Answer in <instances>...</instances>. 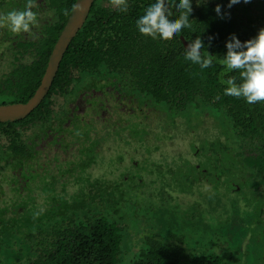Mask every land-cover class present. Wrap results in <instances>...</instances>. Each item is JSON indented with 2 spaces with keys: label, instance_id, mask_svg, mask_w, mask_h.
I'll return each mask as SVG.
<instances>
[{
  "label": "trees",
  "instance_id": "1",
  "mask_svg": "<svg viewBox=\"0 0 264 264\" xmlns=\"http://www.w3.org/2000/svg\"><path fill=\"white\" fill-rule=\"evenodd\" d=\"M254 1L253 6L237 3L229 8L228 0H191V27L162 40L141 35L135 26L154 0H128L127 13L117 11L110 0H94L42 102L21 120L0 122V182L9 188L8 193L0 189V219L8 234L1 238L0 232V264H121L130 225L110 201L113 183L108 176L122 160L140 176L144 173L136 179H146L140 191L150 201L160 200L152 211L160 215L162 204H168L159 226L145 224L139 230L134 243L138 252L129 264H241L236 254L221 249L218 244L226 242L217 237L208 242L209 250L197 254L187 245L190 229L169 230L166 223L174 219L169 190L236 194L252 210V231L264 241V101L248 104L225 95L222 83L232 77L239 82V72L223 64L226 40L234 34L244 42L264 29V0ZM74 2L36 0L32 11L38 22L28 33L0 28V63L6 60L0 68V102H25L34 94ZM176 2L170 0L173 17L180 14ZM26 4L0 0V14L24 10ZM217 5L220 16L214 11ZM197 37L205 45L202 53L213 57L212 66L203 70L184 59L187 44ZM92 103L102 106L95 115L98 106ZM111 111L141 121L135 130L147 140L129 137L126 157L115 154L107 166L110 172H98L92 179L86 171L97 169V160L84 158L78 165V140L83 128L94 125L91 121L99 125ZM85 114H90L89 122L81 119ZM49 129H57L67 147L50 166L55 171L54 165H62L56 169L59 174L47 178L35 161L43 160L48 145L35 150L32 141ZM67 163L72 166L64 167ZM37 175L42 181L35 193L40 188L42 200L38 196L33 208L19 205L20 198L30 197L26 187ZM127 180L124 176L118 182ZM200 205H192L189 221L199 216ZM227 216L224 222H230Z\"/></svg>",
  "mask_w": 264,
  "mask_h": 264
},
{
  "label": "rangeland",
  "instance_id": "2",
  "mask_svg": "<svg viewBox=\"0 0 264 264\" xmlns=\"http://www.w3.org/2000/svg\"><path fill=\"white\" fill-rule=\"evenodd\" d=\"M240 3L253 6L255 4V1L248 0V2L245 3L244 0H241ZM258 5L259 4L255 5L256 8L258 7ZM256 8L254 7L253 10L254 15H256L255 13L257 12ZM259 12L260 11H258V13ZM1 49L2 46H0V50ZM4 63H6V60L0 63V68L4 65ZM99 110H101L100 106H98V108L94 110V115L99 113ZM91 116H93V114ZM103 118L104 119L99 125H97L99 121H91L92 123H94V125L89 124L85 131L83 128V137L82 139L78 140V144L80 146L79 150L81 152L77 161L78 165L81 164V161L84 158L94 161L97 160L94 163L97 169H94L93 171H86V175H89L92 179H95V176L98 172H105L107 174L110 172L108 168L111 163H113L112 161L115 154L118 153L119 157H126V153L129 152V149H126V147L129 144H132L129 137L137 135L147 140L146 136H144L145 134L140 133L139 135V133H137L138 131H136V128H138L137 125L141 126L142 122H138V120L132 118V116H124L117 112L112 114L111 111L109 112V115L107 114ZM81 119L83 120V122H89L91 120L90 114H85ZM115 128L123 131L129 130L130 133L125 132L124 135L121 133L118 134L115 132ZM49 133L52 134L51 132ZM45 138L47 139V141L53 142L54 147L51 148V146L53 145L48 146V150L43 151V160H36L35 163L37 162V167L40 169L41 173L46 174V177L48 178L53 174H59L60 170L56 169L62 165H59L57 163L59 166H55L56 162H54L53 160L55 159L56 155L59 154V156H61L59 151H61L66 144H62L63 142L61 136L57 137V135H50L45 136ZM187 142L188 141H185V146L187 145ZM168 148L170 152H173L174 154L177 153V151H174L172 147ZM119 153H121V155H119ZM122 154H124V156H122ZM67 155H65L64 157H67ZM160 163H162V161H160L159 164ZM52 164H55V171L52 167H50L52 166ZM63 166L68 168L71 167L72 164L69 165L67 163ZM2 172L5 174V176H8L9 174V170L6 169H3ZM109 174V181L113 183V193L109 195L111 198L110 201L113 203V206L118 208L121 213L126 216L127 223L130 225V231L126 234V242L125 244H123L124 253L121 256V264H129L131 259H133V257H135L136 253L138 252V249L136 247L137 245H135L137 244L135 240L137 234L140 233L139 230L141 231L142 229H144L145 224H147L148 227L151 226V228L159 226L158 221H161V215L165 212L163 209L167 207L168 204H162V214L160 215V211H152V207L158 206L160 200L150 201L149 197H147L148 193H146L145 190L140 191L141 187L139 186V184H142L143 186L147 182H145V178L139 181H136V179H139V177H145L144 173L142 174V176H140V171H134L133 167L129 166L128 161L122 160L121 162H119L117 165V170H113ZM37 176L38 177H32L30 179L31 182L27 184L26 189L27 191L30 190V197H28L27 200L26 198H20L22 199V203L19 205L25 203L33 208L34 205L37 204L38 196H41L42 200V193L40 188L38 189L39 192L35 193V190L39 187L42 181V177L39 175ZM124 176H127L128 180L125 183H121V181L118 182V180H120V178ZM131 176H135V178L130 179ZM3 183V181L0 182V189L4 188L5 192L8 193L9 188L3 186ZM69 187L73 188L71 185H69ZM158 189L156 190V192L158 191ZM209 192L211 196L209 195V193L204 192L200 188L196 191L195 194H187V192H185L186 194H183L180 192L169 190L170 196L167 197H169L171 200V208H174V219H172L173 222L171 224L166 223V225L170 227L169 230H174L178 233H181L182 231H185V229H190V239L188 240L187 245L189 249L192 248L194 253L198 254L206 249L209 250L212 244H208V242L214 240V237H217L220 240L226 242V244H218L222 246L221 249H225V251H231L233 254H236L240 259L241 264H264V241L260 240L259 237L256 236V231H252L253 215L252 210H250L249 206H245L243 200L236 194H230L226 191L221 190H209ZM18 199L19 198H16L15 200ZM207 200L208 202L206 204L204 201ZM197 203L202 204L200 205L202 210L201 212H199L200 214H198L199 216H197L195 221H189V214L194 213L192 205H197ZM12 213H14V211ZM168 215L169 213L167 212L165 216ZM226 215H229L225 218H229L230 222H224V219H222L223 216ZM3 222L4 220L0 219V232L3 235H1V238H8V234L5 233V230L2 229ZM191 222L193 223L192 228ZM194 223H196L195 228ZM221 223H224V226H221ZM192 230L193 232H191ZM187 237L189 238V234ZM12 260L13 259L10 258L8 261L12 262Z\"/></svg>",
  "mask_w": 264,
  "mask_h": 264
},
{
  "label": "clouds",
  "instance_id": "3",
  "mask_svg": "<svg viewBox=\"0 0 264 264\" xmlns=\"http://www.w3.org/2000/svg\"><path fill=\"white\" fill-rule=\"evenodd\" d=\"M110 2L117 11L127 13L128 0ZM240 2L241 0H228V7ZM244 2L247 3L248 0ZM34 7L36 0H27L24 10H11L0 14V28L7 27L14 34L28 33L38 22L37 13L32 11ZM171 7L170 0H154L135 21L137 31L152 39L168 40L180 34L183 29L190 28L191 0H177L174 7L180 10L178 16L171 15ZM214 11L218 16L222 15L219 5ZM225 48L227 51L223 55V64L227 70L239 72V82L236 77L222 81L226 84L224 94L243 98L248 104L264 101V29L244 42L232 34L226 40ZM202 50H205V45L197 37L187 44L184 59L198 65L201 70L209 68L213 64V57L208 52L205 56Z\"/></svg>",
  "mask_w": 264,
  "mask_h": 264
},
{
  "label": "water",
  "instance_id": "4",
  "mask_svg": "<svg viewBox=\"0 0 264 264\" xmlns=\"http://www.w3.org/2000/svg\"><path fill=\"white\" fill-rule=\"evenodd\" d=\"M93 2L94 0H75L70 16L51 48L39 86L24 103L0 105V122L21 120L41 103L53 82L67 47L84 25Z\"/></svg>",
  "mask_w": 264,
  "mask_h": 264
},
{
  "label": "flooded vegetation",
  "instance_id": "5",
  "mask_svg": "<svg viewBox=\"0 0 264 264\" xmlns=\"http://www.w3.org/2000/svg\"><path fill=\"white\" fill-rule=\"evenodd\" d=\"M48 93V92H47ZM47 95V94H46ZM45 95V96H46ZM45 96H44V98H45ZM43 98V99H44ZM13 100V99H12ZM28 100V99H27ZM26 100V101H27ZM25 101V102H26ZM42 102V101H41ZM10 103H24V102H21V101H15V102H6V103H4V102H0V105H4V104H10ZM79 103L80 102H77V105H79ZM91 103H89V105H90ZM93 104V103H92ZM94 106L96 105V106H100V107H102L101 106V103H97V104H93ZM90 107H93L92 105L90 106ZM93 109V108H92ZM94 111H92V113H93ZM105 113V112H104ZM30 114V113H29ZM28 114V115H29ZM105 114H107V113H105ZM104 114V115H105ZM27 115V116H28ZM25 118V117H24ZM49 132H51L52 134H50ZM57 135V137H60L61 135H60V132L57 130V129H49V130H46V131H44V132H42L38 137H35L34 139H33V141H32V143H34L35 145H34V149L36 150L37 149V147H38V145H40V146H43L44 144L45 145H48V146H50V145H53V142H50V141H47V139L45 138V136H50V135ZM58 140V139H57ZM54 147V145L53 146H51V148H53Z\"/></svg>",
  "mask_w": 264,
  "mask_h": 264
}]
</instances>
